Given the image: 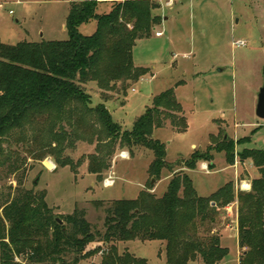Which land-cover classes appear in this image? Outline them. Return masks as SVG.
<instances>
[{
    "label": "rangeland",
    "instance_id": "374dc122",
    "mask_svg": "<svg viewBox=\"0 0 264 264\" xmlns=\"http://www.w3.org/2000/svg\"><path fill=\"white\" fill-rule=\"evenodd\" d=\"M82 1L86 0H0V40L8 45L65 41L70 4ZM105 1L108 3L99 6L98 13L109 12L112 1L120 0ZM152 1L160 6L154 15L161 18V24L151 37L137 41L133 50L134 65L149 68L151 74L138 82H127L126 92L122 91V83L109 92L100 90L96 83L84 89L91 97L89 107L95 109L104 103L122 132L132 130L156 96L174 89L188 129L179 134L168 124L153 134L154 139L165 144L166 160L172 167L163 171L159 181L152 180L148 170L153 153L140 146L110 143L94 113L74 125L50 119L26 127L30 140L26 148H33L35 142L34 148L39 145L57 150L51 135L56 132L64 142V151L57 150L41 159L35 157L37 152H27L23 144L15 145L23 165L14 173L6 165L0 167V202L14 196L24 175V188L45 192L48 206L63 224L62 217L76 209L84 210L94 231L104 233L105 207L98 206V202L135 200L146 190L161 198L172 178L181 172L191 177L201 197L212 195L229 182L236 192L251 190L253 181L260 177L259 170L253 163L242 162L239 154L245 149H264V121L256 116L258 96L264 86V0ZM96 29L97 23L91 21L80 32L91 36ZM158 32L163 35L159 37ZM238 41L246 45H235ZM224 135L236 144L233 165L227 163L225 153L213 151V169L208 162H200L192 171L176 166L195 151L204 153L214 148ZM94 155L103 157L109 166L103 179L89 170L90 157ZM67 161L71 165L62 167L61 163ZM49 162L56 165V170L48 169ZM109 178L115 184L105 187ZM234 204L227 207L231 210L221 211L215 226L222 247L229 249L228 257L220 264H240L246 251L239 245L238 203ZM113 246L120 256L129 253L150 264H167L165 255L160 258L164 249L160 241L95 242L87 251L97 253L82 264H101ZM190 264L204 263L199 259Z\"/></svg>",
    "mask_w": 264,
    "mask_h": 264
},
{
    "label": "trees",
    "instance_id": "16d2710c",
    "mask_svg": "<svg viewBox=\"0 0 264 264\" xmlns=\"http://www.w3.org/2000/svg\"><path fill=\"white\" fill-rule=\"evenodd\" d=\"M104 3L108 1L72 2L65 41L8 45L0 40V167L6 165L10 173L23 165L15 145L23 144L27 152H37L35 157L41 159L65 149L56 132L51 135L57 150L39 145L34 148L35 142L33 148H26L30 143L27 126L50 119L74 125L91 113L110 143L140 146L153 153L148 170L152 180L159 181L163 171L172 167L166 160L165 144L153 134L168 124L179 134L188 129L174 89L156 96L152 107L135 121L132 130L125 132L113 121L104 103L95 109L89 107L91 97L84 89L89 83H96L104 92L114 91L122 83V91L126 92L127 82H138L151 74L149 68L134 65L133 50L137 41L151 37L161 24V18L154 15L160 6L152 0L112 1L109 12L98 13ZM91 21L97 23L96 32L84 36L80 28ZM104 100H108L106 96ZM235 149V142L224 135L214 148L204 153L195 151L176 166L192 171L200 162H208L213 169V151L225 153L227 163L233 165ZM239 157L259 170L260 177L253 181L249 192H236L229 182L212 195L201 197L191 177L181 172L172 178L161 198L146 190L135 200L98 202V206L105 207L104 233L94 231L86 212L79 209L62 217L61 225L59 216L46 202V193L25 189L23 175L14 196L0 202V264H82L97 253L87 251L92 243L132 241L163 242L167 264H190L199 259L204 264H220L228 257L229 249L222 247L215 226L221 211L236 202L239 245L246 250L240 264H264V149H245ZM90 159V172L103 179L109 169L106 161L97 155ZM68 165L71 162L61 163L62 167ZM101 264L148 261L129 253L120 256L113 246Z\"/></svg>",
    "mask_w": 264,
    "mask_h": 264
},
{
    "label": "water",
    "instance_id": "95a60500",
    "mask_svg": "<svg viewBox=\"0 0 264 264\" xmlns=\"http://www.w3.org/2000/svg\"><path fill=\"white\" fill-rule=\"evenodd\" d=\"M256 116L260 120L264 121V86L261 88L259 96H258V103H257V107H256ZM58 221L61 225L63 224V222L61 220H58Z\"/></svg>",
    "mask_w": 264,
    "mask_h": 264
},
{
    "label": "built area",
    "instance_id": "2783aa9c",
    "mask_svg": "<svg viewBox=\"0 0 264 264\" xmlns=\"http://www.w3.org/2000/svg\"><path fill=\"white\" fill-rule=\"evenodd\" d=\"M0 8H2V5H0ZM157 35H158L159 37H161L163 34H162L161 32H158ZM235 45H238V46H245L246 44H245V42H243V41H238V42L235 43ZM122 157H123V158H126V157H125V154H123ZM52 164H53V163H52ZM48 169H49L50 171H54V170H56V165L53 164V165L51 166V168H48ZM114 184H115V180H114L113 178H109V179H107V180L105 181L104 186H105V187H111V186H113Z\"/></svg>",
    "mask_w": 264,
    "mask_h": 264
},
{
    "label": "crops",
    "instance_id": "0c3cea01",
    "mask_svg": "<svg viewBox=\"0 0 264 264\" xmlns=\"http://www.w3.org/2000/svg\"><path fill=\"white\" fill-rule=\"evenodd\" d=\"M123 1V0H122ZM193 148L195 147V145H193L192 146ZM250 161H248V163H249ZM251 164H252V162H250ZM201 167V166H200ZM229 168H231V167H229ZM248 183H246V185H247ZM248 186V185H247ZM246 186V187H247ZM246 189V188H245ZM235 205V204H234ZM232 209V207L231 208H227V210H231ZM163 243V242H162ZM164 244V243H163ZM164 249H165V244H164ZM164 249L163 250H161L160 251V258H162V256H164L165 255V252H164ZM136 258H138V257H136ZM165 258H166V256H165ZM148 261V260H147ZM167 263V262H166ZM148 264H150L149 263V261H148Z\"/></svg>",
    "mask_w": 264,
    "mask_h": 264
},
{
    "label": "bare ground",
    "instance_id": "6f19581e",
    "mask_svg": "<svg viewBox=\"0 0 264 264\" xmlns=\"http://www.w3.org/2000/svg\"><path fill=\"white\" fill-rule=\"evenodd\" d=\"M47 164H48V163H47ZM48 165L52 166L53 164L49 162V164H48Z\"/></svg>",
    "mask_w": 264,
    "mask_h": 264
}]
</instances>
